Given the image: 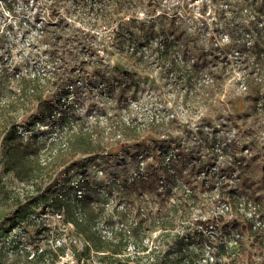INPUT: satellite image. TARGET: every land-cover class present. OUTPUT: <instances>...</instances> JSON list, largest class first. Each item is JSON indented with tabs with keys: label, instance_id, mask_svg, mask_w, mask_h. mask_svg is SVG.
Returning <instances> with one entry per match:
<instances>
[{
	"label": "rangeland",
	"instance_id": "374dc122",
	"mask_svg": "<svg viewBox=\"0 0 264 264\" xmlns=\"http://www.w3.org/2000/svg\"><path fill=\"white\" fill-rule=\"evenodd\" d=\"M164 30L174 32L169 40L178 44L180 57L166 59L163 54ZM146 31L154 35L152 39H146ZM252 44L257 52L248 48ZM260 49L264 55V0H0V63L42 70L55 56L46 67H55L62 76L51 78L45 97L53 99L59 87H69L73 101L67 106L65 100V107L79 116V126L120 120L140 124L142 134L136 139L111 137L112 144L101 154L109 163H118L125 149L135 152L142 143L146 150L141 166L161 173L160 145L169 146L181 181H193L198 192L196 202L178 212L174 230H148L142 233L143 240L129 236L136 221L133 204L116 194L104 198L97 231L108 238L122 231L127 243L124 252L114 256L89 246L57 204L44 208L40 203L0 244V264H175L170 256L175 251L174 232L202 228L207 242L210 238L218 246L224 241L236 256L232 260L214 254L211 260L216 248L197 236L191 248L196 247L194 254L201 253L203 263L209 258L220 264H249L246 254L237 255L235 229L222 226H232L246 214L254 216L264 234V76L263 81L255 78L261 73L259 66H264L263 56H257ZM196 53L206 59L203 80L215 76L208 91L199 93L195 88L187 92L175 77L176 62L181 58L192 62L189 58ZM256 81L262 82L259 92ZM38 113L34 104L20 122L28 123ZM48 127L40 129L52 132H40L38 137L43 158L52 154L51 141L61 135ZM32 133L24 132V140ZM47 181H20L0 163V221L13 213L16 201L36 195L37 186ZM223 186L242 197L250 186L255 191L249 203L242 201L241 214L227 209L211 189ZM75 192L70 190L74 199ZM150 205L156 210L154 201ZM218 214L223 220L216 218ZM209 217L213 221L207 228L199 221ZM243 239L247 246L254 243L249 234ZM43 248L47 257H38ZM250 249L261 262L260 250Z\"/></svg>",
	"mask_w": 264,
	"mask_h": 264
},
{
	"label": "trees",
	"instance_id": "16d2710c",
	"mask_svg": "<svg viewBox=\"0 0 264 264\" xmlns=\"http://www.w3.org/2000/svg\"><path fill=\"white\" fill-rule=\"evenodd\" d=\"M260 10L258 8L257 11ZM258 12L257 14H259ZM250 22L254 25L253 28L260 33L257 29V22L254 20ZM243 29H240L239 35L243 33ZM173 33L171 30L163 32L166 37L162 43L165 47L163 54L166 59L172 55L174 58L180 57L178 44H175L174 40H169ZM146 35V39L149 40L154 36L153 34L149 35L148 31H146ZM149 40L146 41L149 42ZM236 40L242 41L240 36L236 37ZM242 42L245 46L246 42ZM253 45L248 46L252 51L255 48ZM257 51L256 45L254 52ZM52 55L54 54L52 53ZM257 56H263L264 60L261 49ZM54 58L56 57L51 56L42 70L34 71L28 68L24 71L21 67L12 66L7 62L0 63V163L5 170L12 171L23 182L34 184L37 180L48 179L46 184L37 186V189L40 190L39 193L25 201H16L13 213L0 221V244L5 243V238L21 221L27 218L35 206L42 203L45 208L57 204L58 209H63L66 218L84 235L89 246H93L98 251H111L112 255L121 254L127 248L122 231H120V236L112 234L108 238L96 229L104 211V205L103 207L100 205L102 200L115 194L133 204L136 221L129 229V236H139L143 240L142 233L145 234L148 230L161 229L162 232L174 230L177 226L178 212L180 209L186 210L187 207L193 205L198 198V192L197 187L191 185L193 181H181L168 155L170 147L160 145L164 152L161 165L158 167L161 173L150 171L141 166L140 162L146 150L142 143H138L135 152L132 149H125L118 163H109L106 156L101 154L107 146L112 144L111 137L114 136L119 141L123 137L136 139L142 134L140 124L133 123V120H120L116 124L103 126L99 122L93 124L92 127L89 125L79 126V116L69 109L66 110L65 107V100H68L67 106L71 104L69 101H73L71 100L73 99V97L71 98L72 90L69 87H59L60 91L53 99L45 97L51 85V78L62 76V73L55 67H46L47 64L55 61ZM191 59L192 62H187L182 58L181 61L176 62L175 77L179 79L184 88H187V92L193 88L197 89L198 93L199 89L204 92L208 91L207 87L215 82V76L203 80L201 68L206 59L204 60L203 55L197 53L192 54L189 60ZM259 69L261 73L257 74L258 76L255 78L263 81L264 66H259ZM249 76H251V72ZM249 76L246 77L248 81ZM256 83L258 85L255 84L254 88L259 92V85L262 82L256 81ZM69 98L71 99L69 100ZM34 104H38L39 113L34 115L28 123L20 122V116L29 112ZM39 126H49L50 129L54 128V132H61L60 138L55 137L51 141L52 146L49 151L52 154L47 158L42 157V142L38 140V137H40V132L50 133L52 131L42 130ZM28 131H32L33 135H29L31 137L24 140V132ZM179 155L180 152L176 157ZM79 156L83 157L79 158ZM100 173L103 176H100ZM249 188L244 197L241 193L226 186L211 189L219 196L218 200L224 201L227 209L241 214L242 201L247 200L249 203L255 193L251 186ZM71 189L76 191L75 199L70 194ZM172 200L174 202L169 205ZM152 201L157 205L156 210L150 205ZM120 212L126 215L124 211ZM216 218L223 220V215L218 214ZM216 218L212 216L214 221ZM213 220L209 217L207 221L199 222L208 228V223ZM232 227L238 234L237 241L240 245L237 252L238 257L246 254L249 264H264V234H261V226H256L254 216L245 214L244 220L236 222L232 226L227 223L222 226L226 231L231 230ZM174 234L173 248L175 251L173 255H170L169 252L167 256H172L171 260L175 264H220L217 260L211 261L216 254V257L222 255L232 257V260L236 258L224 241H221L218 246L210 238L207 242L203 228L186 233L177 230ZM246 234L254 236V243L251 246H247L244 242L243 238ZM197 236L202 243L205 241L210 248H216L215 253L211 255L212 259L207 258L205 263L200 258L201 253L194 254L196 247L191 248V244L196 241ZM250 247H257L260 250L261 262L255 260L256 254L251 251ZM147 248L145 247V249ZM47 254L48 250L43 248L38 257H47ZM34 256L35 253L32 255V259ZM129 258L127 257L126 260ZM117 259L119 258L117 257Z\"/></svg>",
	"mask_w": 264,
	"mask_h": 264
},
{
	"label": "built area",
	"instance_id": "2783aa9c",
	"mask_svg": "<svg viewBox=\"0 0 264 264\" xmlns=\"http://www.w3.org/2000/svg\"><path fill=\"white\" fill-rule=\"evenodd\" d=\"M140 163H142V161Z\"/></svg>",
	"mask_w": 264,
	"mask_h": 264
}]
</instances>
